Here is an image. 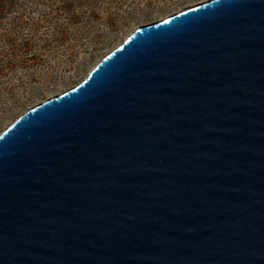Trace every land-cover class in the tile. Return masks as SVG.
Segmentation results:
<instances>
[{"label": "water", "instance_id": "95a60500", "mask_svg": "<svg viewBox=\"0 0 264 264\" xmlns=\"http://www.w3.org/2000/svg\"><path fill=\"white\" fill-rule=\"evenodd\" d=\"M0 264H264V0L139 26L10 124Z\"/></svg>", "mask_w": 264, "mask_h": 264}, {"label": "rangeland", "instance_id": "374dc122", "mask_svg": "<svg viewBox=\"0 0 264 264\" xmlns=\"http://www.w3.org/2000/svg\"><path fill=\"white\" fill-rule=\"evenodd\" d=\"M208 0H0V134L82 82L139 26Z\"/></svg>", "mask_w": 264, "mask_h": 264}, {"label": "bare ground", "instance_id": "6f19581e", "mask_svg": "<svg viewBox=\"0 0 264 264\" xmlns=\"http://www.w3.org/2000/svg\"><path fill=\"white\" fill-rule=\"evenodd\" d=\"M64 92H65V91H64ZM64 92H63V93H64Z\"/></svg>", "mask_w": 264, "mask_h": 264}]
</instances>
